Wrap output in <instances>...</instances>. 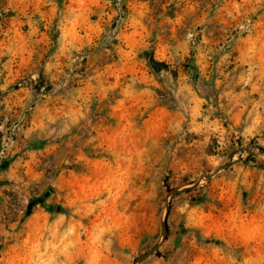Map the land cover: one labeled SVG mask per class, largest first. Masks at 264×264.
Masks as SVG:
<instances>
[{"label":"rangeland","instance_id":"obj_1","mask_svg":"<svg viewBox=\"0 0 264 264\" xmlns=\"http://www.w3.org/2000/svg\"><path fill=\"white\" fill-rule=\"evenodd\" d=\"M0 264H264V0H0Z\"/></svg>","mask_w":264,"mask_h":264},{"label":"water","instance_id":"obj_2","mask_svg":"<svg viewBox=\"0 0 264 264\" xmlns=\"http://www.w3.org/2000/svg\"><path fill=\"white\" fill-rule=\"evenodd\" d=\"M210 177H212V176H210ZM166 229H167V215H166V218H165V221H164V238H165V235H166Z\"/></svg>","mask_w":264,"mask_h":264},{"label":"bare ground","instance_id":"obj_3","mask_svg":"<svg viewBox=\"0 0 264 264\" xmlns=\"http://www.w3.org/2000/svg\"><path fill=\"white\" fill-rule=\"evenodd\" d=\"M48 252H49V251L47 250L44 254H40V255H41V256L46 255V254H48Z\"/></svg>","mask_w":264,"mask_h":264}]
</instances>
